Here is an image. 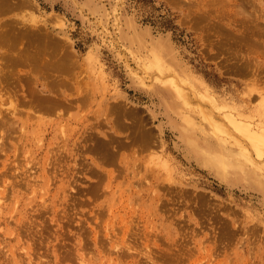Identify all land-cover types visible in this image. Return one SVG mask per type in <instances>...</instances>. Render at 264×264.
<instances>
[{"label": "rangeland", "instance_id": "1", "mask_svg": "<svg viewBox=\"0 0 264 264\" xmlns=\"http://www.w3.org/2000/svg\"><path fill=\"white\" fill-rule=\"evenodd\" d=\"M208 1L0 0V264H264V152L230 119L264 131V77Z\"/></svg>", "mask_w": 264, "mask_h": 264}, {"label": "bare ground", "instance_id": "2", "mask_svg": "<svg viewBox=\"0 0 264 264\" xmlns=\"http://www.w3.org/2000/svg\"><path fill=\"white\" fill-rule=\"evenodd\" d=\"M2 1H4L3 3L5 4H7V3H9V4H13L12 2H14V4L16 3L17 4V2H19L20 0H6V2H5V0H1V2ZM207 1V0H206ZM213 0H211L210 2L208 1V3H211ZM217 1V3L216 4H218L219 5V8H220V6H221V8L219 9L218 7H217V10L219 11V19L220 20H223V19H227L228 21H227V24H228V26L230 27V34L229 35H231L230 36V40L228 41V42H231L229 45L230 46H232V47H230L231 48V51H233L234 53H232L233 55H231V56H234L233 57V59L235 60V65H237L238 63L237 62H239V61H241V63H239V64H241V66L240 65H237L238 66V71H245V72H250L251 73V75H257V76H260V77H264V0H216ZM214 2V1H213ZM212 2V3H213ZM221 3V4H220ZM5 4V5H6ZM18 5V4H17ZM208 5V4H207ZM7 6H9L8 4L5 6V7H7ZM226 7V8H224V7ZM0 9H4V8H0ZM212 10L214 11L215 9H214V7L212 8ZM211 10V12H213ZM210 11V9L207 11V12H209ZM214 14H215V12H213ZM217 16V15H216ZM222 22V21H221ZM219 25H221L220 26V28L221 27H225V28H223V29H226L227 27L226 26H224V24H221L220 22H219ZM223 25V26H222ZM222 29V28H221ZM7 31L9 30V29H6ZM228 30V32H227V36H228V33H229V29H227ZM226 30V31H227ZM3 31V30H2ZM5 31V30H4ZM5 31V33H3V32H1L0 33V39L2 38V40L3 39H7L8 38V40L9 41H11V44L12 45H14V42H16L15 40L16 39H14V40H12V36L10 37V35H9V33H10V31ZM13 32V31H12ZM19 32V31H18ZM18 32H17V34H16V37H18L17 35H18ZM21 32H22V34H21ZM3 33V34H2ZM23 33H25V32H23V31H20V35H23ZM26 33H30V31L28 32V31H26ZM42 33V32H41ZM40 33V34H41ZM37 33H30V35H31V37H32V35H34L35 37L36 36H39V33H38V35H36ZM225 34H226V32H225ZM9 35V36H8ZM19 35V36H20ZM25 35V34H24ZM48 34H46V36H47ZM8 36V37H7ZM33 36V37H34ZM30 37V38H31ZM33 37L31 38V40L33 39ZM229 37V36H228ZM42 38V39H41ZM36 39H38V38H35L34 40L36 41ZM40 39V41L41 42H47V43H49V41H47L48 39H50L51 40V38H48L46 41H45V39L43 38V35H42V37H40L39 38ZM39 39H38V41H39ZM8 40H7V43L8 44H6V43H1V44H5V45H10V42H8ZM34 40H33V42H34ZM4 41V40H3ZM6 41V40H5ZM4 41V42H5ZM38 41H37V45L39 44L40 45V41H39V43H38ZM53 43H54V41H53V39L51 40ZM43 42V43H44ZM51 43V42H50ZM49 43V44H50ZM17 43H15V45H16ZM34 43H32V45H33ZM36 44H34L32 47L34 48V46L36 45ZM11 45V46H12ZM2 46V45H1ZM58 46V45H57ZM27 47L28 46H26V49L25 48H23L22 49V47H21V50H23V51H27L28 49H27ZM37 47V46H36ZM50 47H52V45L50 46ZM20 47L18 46V49H19ZM43 48H45V47H43ZM42 48V49H43ZM47 48V47H46ZM56 48H58V47H56ZM60 48V47H59ZM63 48V47H62ZM25 49V50H24ZM40 50H41V48H39ZM38 49V50H39ZM64 49V48H63ZM240 49H243L244 51H245V53H244V51H243V54H242V52H240ZM17 50V49H16ZM21 50H20V54L23 52H21ZM35 50H37V48L35 49ZM35 50H33V51H35ZM37 50V51H38ZM39 50V51H40ZM51 50V49H50ZM4 51V50H3ZM19 51V50H18ZM32 51V52H33ZM37 51H35L33 54H31L30 53V50H29V52H28V54H27V52H25L26 53V55H30L29 57H28V59H30L31 61L32 60H35V63H36V58L37 57H35V56H37V55H34L35 53L37 54V53H39V52H37ZM43 51V50H42ZM7 51H5V53H6ZM45 52H48V51H45ZM5 53H3V54H5ZM17 53H19V52H17ZM24 53V52H23ZM22 53V56H24V54ZM40 53L42 54V52L40 51ZM54 53H55V51H54ZM54 53H52V54H54ZM9 56H10V54L9 53H7ZM7 54H5V55H7ZM12 54V53H11ZM38 55L39 57H41L42 55ZM44 54V53H43ZM56 54H57V52H56ZM7 55V56H8ZM17 55L18 54H16V55H14V56H16L17 57ZM26 55H25V57H26ZM33 55H34V57L35 58H33L32 59V57H33ZM48 55H50V54H48ZM55 55V54H54ZM11 56H13V55H11ZM32 56V57H31ZM62 56V55H61ZM59 57V58H64V56H62V57ZM69 56V55H68ZM6 57V56H5ZM16 57H14L13 58V60L15 61H17V60H19V59H21V61H22V58H21V56L20 57H17L18 59H15ZM24 57V58H25ZM38 57V58H39ZM51 57H53L52 55H51ZM37 58V59H38ZM54 59V61L55 62H57L56 61V59H55V57H53ZM57 58V57H56ZM66 58H69V57H66ZM231 58V57H230ZM26 59V58H25ZM58 60V59H57ZM63 60H65V58L63 59ZM54 61H52L51 59H50V62H47V63H43V62H41V63H43L44 65L46 64V65H48V63L50 64L51 62H53V63H55ZM58 62L60 63V60H58ZM16 63H21L20 61H18V62H16ZM37 63H39V62H37ZM53 63H51L52 64V67L54 66V64ZM59 63H56V64H58V67L60 66L59 65ZM63 63V62H62ZM66 63H68V62H65V66H66V68L67 69H69V67H67L68 66V64H66ZM2 65V64H1ZM36 65H38V64H36ZM39 65H40V63H39ZM3 66V65H2ZM41 66L42 67H46V66H43L42 64H41ZM56 67H57V65H55ZM54 66V67H55ZM64 65H62V67H63ZM48 67V66H47ZM50 67V66H49ZM53 67V68H54ZM65 67H64V69H63V71L65 72V69H66ZM60 68H58V70H59ZM67 69H66V71H67ZM0 70H1V72H2V68H0ZM61 70V69H60ZM60 70L58 71V72H60ZM55 71H57V70H55ZM57 72V73H58ZM62 72V71H61ZM60 72V73H61ZM250 73H248V74H250ZM256 76V77H257ZM255 77V76H254ZM259 77V78H260ZM254 79V78H253ZM257 79V78H256ZM262 79V78H261ZM257 80H259V79H257ZM34 89V88H33ZM39 98H40V96H39ZM231 119V121H232V123L234 124V126H235V128L237 129V130H239V131H241L242 132V134L243 135H245V136H247L248 137V139H249V141H250V143H251V146H253V147H255V149H256V151H257V153H258V155L259 156H261L262 155V153L264 152L263 151V149H262V146L264 145V131H262V130H257L255 127H253L251 124H243V123H241V122H239V121H237L236 119H234V118H230ZM218 126V125H217ZM217 129L218 130H221L222 131V128L219 126V127H217ZM147 136V135H146ZM146 138H148V136L147 137H145V139ZM7 181H5L4 183H6ZM4 186H7V185H4ZM4 196L2 195V191L0 190V213H2V209L4 208V201H3V198Z\"/></svg>", "mask_w": 264, "mask_h": 264}]
</instances>
